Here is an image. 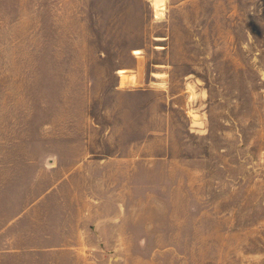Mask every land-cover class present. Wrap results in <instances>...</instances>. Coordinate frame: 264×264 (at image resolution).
<instances>
[{
    "label": "rangeland",
    "instance_id": "obj_1",
    "mask_svg": "<svg viewBox=\"0 0 264 264\" xmlns=\"http://www.w3.org/2000/svg\"><path fill=\"white\" fill-rule=\"evenodd\" d=\"M153 2L0 0V264H264V0Z\"/></svg>",
    "mask_w": 264,
    "mask_h": 264
},
{
    "label": "crops",
    "instance_id": "obj_2",
    "mask_svg": "<svg viewBox=\"0 0 264 264\" xmlns=\"http://www.w3.org/2000/svg\"><path fill=\"white\" fill-rule=\"evenodd\" d=\"M132 90H135V88H133ZM169 101L170 104H173L174 97H166L165 95L149 98L133 97L131 98V100L122 101L121 103L132 106L134 108V112L139 107V109L142 108L143 114H145L146 116H150L151 114L154 115L152 119H150V117H146L147 120H145V117H142L141 119V125L146 124L148 134H150L157 130L156 128L158 126L166 127L168 125L169 120L167 117V110H157L156 105H167L166 103H169ZM147 105L150 107L144 109L143 106L145 107ZM126 110H128V112L130 111L128 108ZM96 152H98L97 149H92L87 145L81 146L79 152L81 153V155L75 157L73 161H70L69 166L65 167V171L66 173H68L72 185H91L94 179L95 182L99 184L108 182V172L110 169L109 163L107 162V160H104L103 157H97V159L92 158V156L96 154ZM62 165V163H59V166ZM96 197L97 196H94L92 193L87 192L84 189L82 192L78 191L72 194L70 198L71 200L76 201V206L79 213L78 215L76 214L75 224L78 226V230L85 234L84 238L87 237V233H90V231L89 229H82L80 226L82 224H87V222H91L90 211H92L94 208L93 201H99ZM60 223L63 224L62 221ZM71 246L76 247L74 245ZM84 246L87 247L86 244H84Z\"/></svg>",
    "mask_w": 264,
    "mask_h": 264
},
{
    "label": "bare ground",
    "instance_id": "obj_3",
    "mask_svg": "<svg viewBox=\"0 0 264 264\" xmlns=\"http://www.w3.org/2000/svg\"><path fill=\"white\" fill-rule=\"evenodd\" d=\"M156 6V10H157V14L161 13V9L163 10L164 9V5H165V0H154L153 2ZM136 53H140L141 50L137 49L135 51ZM121 71H124V69H122Z\"/></svg>",
    "mask_w": 264,
    "mask_h": 264
}]
</instances>
